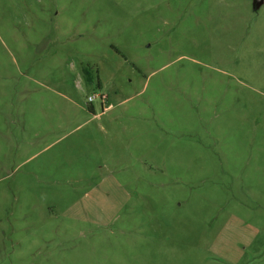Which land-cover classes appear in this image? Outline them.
<instances>
[{
	"label": "rangeland",
	"instance_id": "rangeland-1",
	"mask_svg": "<svg viewBox=\"0 0 264 264\" xmlns=\"http://www.w3.org/2000/svg\"><path fill=\"white\" fill-rule=\"evenodd\" d=\"M0 264H264V0H0Z\"/></svg>",
	"mask_w": 264,
	"mask_h": 264
},
{
	"label": "crops",
	"instance_id": "crops-1",
	"mask_svg": "<svg viewBox=\"0 0 264 264\" xmlns=\"http://www.w3.org/2000/svg\"><path fill=\"white\" fill-rule=\"evenodd\" d=\"M96 75H97V73H96ZM97 79H98V76H97ZM87 84V83H86ZM101 97L103 98V96L101 95ZM109 107H110V105H108V106H106V107H104L103 108V110L102 111H99V112H94L91 116H90V118H92V119H96V120H101L102 119V117L109 111ZM100 130H102V124H101V126H100V128H99ZM95 151V150H94ZM92 154V153H91ZM105 163L106 162H104V163H101L100 164V168H102L103 166H105ZM107 172L108 173H111V172H113V170L111 169V168H109V167H107Z\"/></svg>",
	"mask_w": 264,
	"mask_h": 264
},
{
	"label": "trees",
	"instance_id": "trees-1",
	"mask_svg": "<svg viewBox=\"0 0 264 264\" xmlns=\"http://www.w3.org/2000/svg\"><path fill=\"white\" fill-rule=\"evenodd\" d=\"M84 79L86 83H92L94 80H97V75L92 73V71L88 70L87 68H82ZM99 82V81H98Z\"/></svg>",
	"mask_w": 264,
	"mask_h": 264
},
{
	"label": "built area",
	"instance_id": "built-area-1",
	"mask_svg": "<svg viewBox=\"0 0 264 264\" xmlns=\"http://www.w3.org/2000/svg\"><path fill=\"white\" fill-rule=\"evenodd\" d=\"M98 96V94H96V93H93V94H90V95H88V97H87V100L89 101V102H91L95 97H97Z\"/></svg>",
	"mask_w": 264,
	"mask_h": 264
},
{
	"label": "water",
	"instance_id": "water-1",
	"mask_svg": "<svg viewBox=\"0 0 264 264\" xmlns=\"http://www.w3.org/2000/svg\"><path fill=\"white\" fill-rule=\"evenodd\" d=\"M259 1H261V0H257V2H259Z\"/></svg>",
	"mask_w": 264,
	"mask_h": 264
},
{
	"label": "flooded vegetation",
	"instance_id": "flooded-vegetation-1",
	"mask_svg": "<svg viewBox=\"0 0 264 264\" xmlns=\"http://www.w3.org/2000/svg\"><path fill=\"white\" fill-rule=\"evenodd\" d=\"M83 77H84V75H83ZM84 81H85V79H84ZM86 83V82H85Z\"/></svg>",
	"mask_w": 264,
	"mask_h": 264
}]
</instances>
